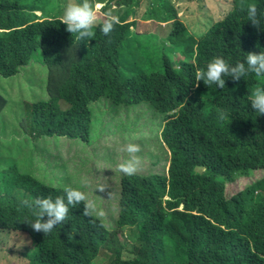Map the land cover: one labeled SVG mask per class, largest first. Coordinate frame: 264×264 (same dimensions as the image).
<instances>
[{"label":"trees","instance_id":"1","mask_svg":"<svg viewBox=\"0 0 264 264\" xmlns=\"http://www.w3.org/2000/svg\"><path fill=\"white\" fill-rule=\"evenodd\" d=\"M89 2L98 24L109 13L118 21L108 35L94 26L92 38L77 41L61 14L44 17L55 9L46 0H0V77L41 66L47 71L48 98L26 104V139L88 144L94 104H148L163 118L159 139L170 153L169 175L123 174L112 228L95 211L84 216L81 203L43 234L25 223L34 216L20 201L62 195L63 188L22 171L14 160L0 170V231L27 236L30 245L19 252L27 264H97L101 254L109 256L106 264H264V114L248 103L264 77H225L222 89L192 82L213 57L235 62L248 51H264V28L246 20L247 5L264 12V0L180 2L191 14L197 7L198 30H186L171 0ZM141 7L142 20L179 24L169 34L171 46L135 31L139 18L129 17ZM128 66L134 69L125 75ZM60 102L69 107L61 109ZM7 104L0 95V114ZM217 107L230 119L218 120Z\"/></svg>","mask_w":264,"mask_h":264},{"label":"rangeland","instance_id":"2","mask_svg":"<svg viewBox=\"0 0 264 264\" xmlns=\"http://www.w3.org/2000/svg\"><path fill=\"white\" fill-rule=\"evenodd\" d=\"M106 1L108 0H103ZM171 1L177 6L180 12L178 19L185 23L186 30H198L202 27V22L197 24L193 21L194 12L197 11L196 6L192 8L191 14L182 6H178L180 2L187 0ZM66 2L67 0H46V4H49V7L55 6V9L50 10L49 15L45 12L44 17L60 15L62 5ZM215 8L217 11L220 9ZM34 12L41 15V10ZM144 12L145 9L141 7L129 17L136 19L137 15L139 18L135 31L153 33L164 46H171L169 34L179 24H174V20L143 21L141 17ZM94 13L98 24L101 19L95 11ZM205 13L207 18H211L216 17L217 12L205 11ZM130 39L133 40L132 37ZM167 53H171L168 48ZM172 57L174 58V54ZM133 69L130 66L125 67V75H129ZM46 72L41 66L40 71L27 70L12 77H0V95L8 103L0 114V170L14 163L15 160L22 171L33 173L48 185L62 188L70 185L80 189L87 199L95 202L96 209L103 213L100 215L102 222L112 228L118 215L120 180L125 174L119 173L118 165L130 155H135L137 167L134 173L139 172L142 175L167 173L169 152L159 139L163 118L148 104L115 107L102 101L93 105L96 123L93 125L91 135L93 139L88 144L61 137L40 139L31 143L23 132L27 118L26 104L48 98ZM60 107L66 110L69 105L60 102ZM96 115H98L97 119ZM129 143L138 146L136 153L129 154L125 151ZM142 152L143 160L140 158ZM117 235L122 243H127L126 231L119 230ZM28 245L30 240L25 234L0 231V264H27L22 260L19 252ZM107 261L108 256L101 254L97 264H106Z\"/></svg>","mask_w":264,"mask_h":264},{"label":"clouds","instance_id":"3","mask_svg":"<svg viewBox=\"0 0 264 264\" xmlns=\"http://www.w3.org/2000/svg\"><path fill=\"white\" fill-rule=\"evenodd\" d=\"M97 7H99V5H97ZM246 20L257 29L264 28L260 26L261 21L264 20V12L258 13L255 4L250 3L247 5ZM59 21L65 25L66 30L70 34L75 35L77 41H86L93 37L94 32L92 29L94 25L98 27L100 32L108 35L113 30L118 18L109 13L102 19V23L96 24V15L89 0H67V2L62 5L61 19ZM246 53L243 60H237L235 62H229L218 56L211 58L203 68L198 69L194 73L192 78L193 84L196 85L197 82H203L207 87H218L222 89L225 88V77H230L234 81L243 79L249 74H255L257 77H264V51H248ZM248 103L250 109L257 115L264 114V85L258 86L252 90ZM215 112L218 120L223 121L230 119V112L222 107H217ZM125 151L129 154L136 153L138 151V146L129 143ZM136 167L137 158L134 155H130L128 159L118 165L120 171L127 175L133 174ZM169 169L170 153L167 173ZM82 183H87V181H82ZM62 193V195L55 197H36L31 202L26 200L20 201L22 205L32 210L34 219L30 221L26 220L25 223L30 225L33 231L43 234L50 233L56 225L62 224V222L65 221L71 206H77L81 203L83 205L82 214L84 216L89 217L94 211L97 216L103 214L96 209L95 202L92 199H87L80 189L65 185ZM97 258H99V256Z\"/></svg>","mask_w":264,"mask_h":264},{"label":"crops","instance_id":"4","mask_svg":"<svg viewBox=\"0 0 264 264\" xmlns=\"http://www.w3.org/2000/svg\"><path fill=\"white\" fill-rule=\"evenodd\" d=\"M144 21V20H143Z\"/></svg>","mask_w":264,"mask_h":264}]
</instances>
